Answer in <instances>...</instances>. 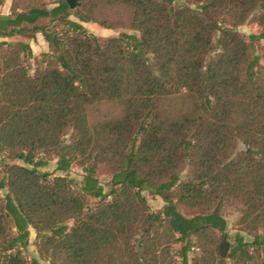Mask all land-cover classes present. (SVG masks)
I'll return each instance as SVG.
<instances>
[{"label":"trees","instance_id":"trees-1","mask_svg":"<svg viewBox=\"0 0 264 264\" xmlns=\"http://www.w3.org/2000/svg\"><path fill=\"white\" fill-rule=\"evenodd\" d=\"M187 2L10 0L0 13V152L23 162L2 168L0 264H264V0ZM98 104L118 114L93 120ZM51 158L61 174L39 170Z\"/></svg>","mask_w":264,"mask_h":264},{"label":"rangeland","instance_id":"rangeland-1","mask_svg":"<svg viewBox=\"0 0 264 264\" xmlns=\"http://www.w3.org/2000/svg\"><path fill=\"white\" fill-rule=\"evenodd\" d=\"M175 2L179 5L188 4L187 0H175ZM6 5H7V7L8 6L10 7V0H6L5 3L0 7V10H2V8H4ZM191 6L193 7V5H191ZM70 18L73 20H77L74 16H70ZM83 25L87 28V30H89L90 32H92L98 36L112 37V36H118L120 33H123V32L138 35V33L136 31L130 30L127 27H122L119 29H105V28H102L93 22L83 23ZM237 30L240 33L245 34V35L258 32L257 26L252 24V23H246V24H243L241 26H238ZM18 39H20V38L15 37V38H10L8 40L16 41ZM28 42L31 45V48L33 50L34 55H36V56H39L40 54H42L43 52L48 50L47 44L44 42V40L42 38H40L39 40L38 39L28 40ZM262 43H264V41H262ZM260 63L264 67V58L260 59ZM118 111L119 110H118L117 106H115V105L98 104L91 109L90 116L93 120H99V119L106 118V117H109L112 115H116V114H118ZM5 162L23 165V162L19 161V160H13V161L7 160L6 158H4V154L0 152V178L3 177L2 168H3V164ZM55 168H56V158H51V159H49L48 165L39 168V170L47 171V172H54V174H61L60 172L55 171ZM67 173L71 178H74L78 182H80L82 180V177L84 175V172L81 169V167H79L77 165H73ZM98 179H99L100 183L103 185V187L105 188V191H108L110 189V187H109V180H110L109 176L101 174L98 176ZM5 193H6V189L0 191V196H4ZM143 194L147 200V204H148L149 209L151 211L157 212V211L161 210V208L163 206V201L159 196L152 195L147 191L143 192ZM224 215H225V218L228 222V230L230 231L231 234H234L236 232L235 221L237 219L238 214L235 213L234 211L230 210V209H226L224 212ZM69 224H71V222ZM261 232L264 233V230H262ZM247 238H249V237H247ZM34 242H35V235L32 232L30 235V238H29V243L23 251V253L27 259L38 256L37 251L35 249ZM180 247H181V243H178V242L173 244L171 247L172 248L171 249L172 254L174 255V257L177 261H179V258L177 257V252L179 251ZM189 256L190 257L192 256V252L189 253ZM42 263L49 264L48 262H44V261H42Z\"/></svg>","mask_w":264,"mask_h":264},{"label":"crops","instance_id":"crops-1","mask_svg":"<svg viewBox=\"0 0 264 264\" xmlns=\"http://www.w3.org/2000/svg\"><path fill=\"white\" fill-rule=\"evenodd\" d=\"M6 7V8H5ZM4 8H2V10H0V13H2V14H8L9 13V6L7 7V5L5 6ZM40 38H42V36L40 35V34H38L37 36H36V39H40Z\"/></svg>","mask_w":264,"mask_h":264},{"label":"water","instance_id":"water-1","mask_svg":"<svg viewBox=\"0 0 264 264\" xmlns=\"http://www.w3.org/2000/svg\"><path fill=\"white\" fill-rule=\"evenodd\" d=\"M66 1L69 4L70 8H74L76 4L78 3V1L80 0H66Z\"/></svg>","mask_w":264,"mask_h":264}]
</instances>
